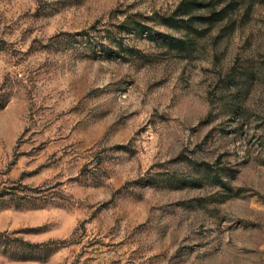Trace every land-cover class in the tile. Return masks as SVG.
I'll list each match as a JSON object with an SVG mask.
<instances>
[{
	"label": "rangeland",
	"instance_id": "1",
	"mask_svg": "<svg viewBox=\"0 0 264 264\" xmlns=\"http://www.w3.org/2000/svg\"><path fill=\"white\" fill-rule=\"evenodd\" d=\"M180 1L0 0V264H264V0Z\"/></svg>",
	"mask_w": 264,
	"mask_h": 264
},
{
	"label": "trees",
	"instance_id": "2",
	"mask_svg": "<svg viewBox=\"0 0 264 264\" xmlns=\"http://www.w3.org/2000/svg\"><path fill=\"white\" fill-rule=\"evenodd\" d=\"M242 2L243 0H181L176 11L187 15L190 23L199 20L210 28L218 21L228 18ZM198 10L200 12H196ZM37 244L31 243L32 246Z\"/></svg>",
	"mask_w": 264,
	"mask_h": 264
}]
</instances>
